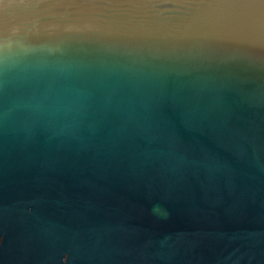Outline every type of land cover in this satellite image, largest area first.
Instances as JSON below:
<instances>
[{
    "label": "water",
    "instance_id": "water-1",
    "mask_svg": "<svg viewBox=\"0 0 264 264\" xmlns=\"http://www.w3.org/2000/svg\"><path fill=\"white\" fill-rule=\"evenodd\" d=\"M0 264H264V0H0Z\"/></svg>",
    "mask_w": 264,
    "mask_h": 264
}]
</instances>
